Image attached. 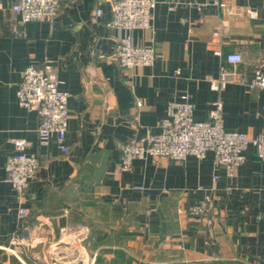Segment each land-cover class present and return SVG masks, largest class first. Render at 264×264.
Segmentation results:
<instances>
[{
  "label": "crops",
  "instance_id": "1",
  "mask_svg": "<svg viewBox=\"0 0 264 264\" xmlns=\"http://www.w3.org/2000/svg\"><path fill=\"white\" fill-rule=\"evenodd\" d=\"M13 1L0 0V264H95L107 249L146 264H264V161L253 145L231 177L215 168L211 152L120 167L122 145L159 132L169 102L184 94L196 120L209 119L219 100L226 130L261 132L264 88L248 83L264 72V0H156L150 27L131 30L110 25L114 0H61L54 24L23 25ZM97 6L102 14L92 21ZM124 35L151 46L153 64L121 66L113 54ZM231 52L242 61L213 90ZM46 63L69 94L67 151L54 133L39 142L37 112L16 98L26 66ZM15 137L28 140L39 162L22 202L5 171ZM206 193L210 225L189 212Z\"/></svg>",
  "mask_w": 264,
  "mask_h": 264
},
{
  "label": "built area",
  "instance_id": "2",
  "mask_svg": "<svg viewBox=\"0 0 264 264\" xmlns=\"http://www.w3.org/2000/svg\"><path fill=\"white\" fill-rule=\"evenodd\" d=\"M215 3L220 5L218 0H215ZM155 5L156 0H114L111 4L112 17L109 23L121 30L149 28ZM60 6L61 0H14L11 10L17 17L16 24L23 25L31 20H46L54 24ZM224 7L228 13L232 12L230 7ZM247 12L252 18L256 16L254 10ZM101 14L102 9L97 6L90 19L96 21ZM14 32L17 35L22 34L15 25ZM113 55L125 68L149 66L155 59V52L151 46L137 45L126 35L119 38ZM225 61L229 66L222 64L218 76L210 81L213 90L219 91L234 77L233 66L242 61V56L238 52L227 53ZM58 84L59 80L49 63L42 67L29 64L23 71L16 90V98L21 107L37 112L40 119L37 128L39 142L47 143L49 136L54 133L57 135L61 150L67 151L68 147L63 142L68 128L69 94L58 89ZM248 86L250 89L264 88V72L261 69L255 71ZM213 105L209 119L196 120L193 116V104L188 95L184 94L178 99L171 100L166 116L160 122L159 132L122 145L120 167L129 170L134 159L146 156L184 161L188 156L201 159L206 153L211 152L215 168L231 177L244 162L243 152L249 145L255 147L257 157L264 161V127L253 138L244 132L226 130L220 113V101L216 100ZM12 144L13 151L6 158L5 171L17 198L22 202L39 162L35 156L27 153L28 140L15 137L12 138ZM219 176L218 172L214 173L212 180L216 181ZM211 203L212 196L206 193L190 207L189 212L197 220L210 225L212 218L208 213ZM18 215L20 218H26L29 215L28 207L20 203Z\"/></svg>",
  "mask_w": 264,
  "mask_h": 264
},
{
  "label": "rangeland",
  "instance_id": "3",
  "mask_svg": "<svg viewBox=\"0 0 264 264\" xmlns=\"http://www.w3.org/2000/svg\"><path fill=\"white\" fill-rule=\"evenodd\" d=\"M107 249L96 258L95 264H146L144 261H135L134 259L125 256L124 253L111 252Z\"/></svg>",
  "mask_w": 264,
  "mask_h": 264
},
{
  "label": "trees",
  "instance_id": "4",
  "mask_svg": "<svg viewBox=\"0 0 264 264\" xmlns=\"http://www.w3.org/2000/svg\"><path fill=\"white\" fill-rule=\"evenodd\" d=\"M115 252H120V253H124L122 250H115Z\"/></svg>",
  "mask_w": 264,
  "mask_h": 264
}]
</instances>
